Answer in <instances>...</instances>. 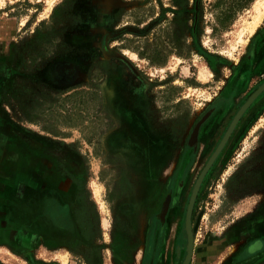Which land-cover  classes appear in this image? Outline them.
I'll return each instance as SVG.
<instances>
[{"label": "rangeland", "instance_id": "374dc122", "mask_svg": "<svg viewBox=\"0 0 264 264\" xmlns=\"http://www.w3.org/2000/svg\"><path fill=\"white\" fill-rule=\"evenodd\" d=\"M216 1L56 0L49 9L50 0H0V17L22 22L0 72L3 117L11 130L48 139L54 163L43 174L68 178L76 194L69 241L9 227L0 230V264H181L194 182L264 81V17L253 32L247 29L261 0L224 1L223 9H231L225 28L216 19ZM210 109L190 147L193 128ZM125 123L132 131L126 145L139 150L145 135L167 152L152 172L143 168L142 153L139 161L105 146V137ZM263 133L264 90L200 185L192 210L197 249L246 213L245 202L259 187ZM10 154L0 153V182L12 183L17 199L29 176L24 167L5 164ZM168 188L171 211L159 213ZM127 201L134 202L128 209ZM0 224L7 225L2 218ZM199 256L189 264H210Z\"/></svg>", "mask_w": 264, "mask_h": 264}, {"label": "crops", "instance_id": "0c3cea01", "mask_svg": "<svg viewBox=\"0 0 264 264\" xmlns=\"http://www.w3.org/2000/svg\"><path fill=\"white\" fill-rule=\"evenodd\" d=\"M0 10H3V7H0ZM2 14L5 15L4 12ZM21 26V22H18L14 17H0V55L2 54L5 57L6 52H8L6 60L0 58V72H4L5 65L14 51L13 38ZM2 101L0 99V106ZM3 115L4 113L0 109V153L2 151L11 153L7 158L8 160H5V164L14 165V167L20 165V167L25 168L29 176V184H26L29 188L25 189L26 185L23 186L19 197L16 199L14 190L11 186H8V182H0V218L4 219L7 224L6 226L0 224V230L6 231L9 227L32 228L49 240L55 234L56 237H65V230L51 225L50 215L44 213L45 208H42V205L49 202L52 204V209L54 207L58 209L66 205L69 209L68 216L71 219L75 218L76 213H72L71 211L74 210L70 207L75 202L76 194L72 189L70 180L53 174H43L50 164L54 163L52 154L48 153V139L38 134L37 131H29L27 134L20 127L17 131L11 130L7 125V119ZM129 128V124H121L119 129L110 132L105 137L104 143L109 152L119 153L118 151H121L131 159L135 158L134 153H132L134 145L132 143L129 146L125 144L126 141H129V135L132 134ZM119 136L121 139H119ZM52 144L50 143V146H53ZM142 151L145 152L143 148ZM136 158L139 160L138 157ZM258 168L259 187L257 193L252 196L254 197L252 201L247 200L245 202V206L248 205L244 209L246 212L243 213L244 218L227 229L224 239L208 241L199 249L194 246L192 258L195 255H200V261L203 262L204 260L210 264H213L216 259H220L218 264L264 263V250L259 251L258 248L251 251V254L243 261L235 260L236 255L251 238L264 240V158L258 163ZM1 178L2 180L6 179L4 176ZM16 200H19V202ZM258 201L259 205L257 206ZM226 246H228V249Z\"/></svg>", "mask_w": 264, "mask_h": 264}, {"label": "flooded vegetation", "instance_id": "af4514ba", "mask_svg": "<svg viewBox=\"0 0 264 264\" xmlns=\"http://www.w3.org/2000/svg\"><path fill=\"white\" fill-rule=\"evenodd\" d=\"M22 23V22H21ZM261 64H264V57H263V59H262V61H261ZM69 77H72V76H69ZM264 82V81H263ZM262 80H261V82H260V84L259 85H257L256 86V88H255V90L257 89V87L258 86H260L262 83ZM207 113H209V115H211V113H213V109H210ZM206 113V114H207ZM205 114V115H206ZM204 115V116H205ZM209 115H208V117H209ZM203 116V117H204ZM202 117V118H203ZM207 117V118H208ZM206 118V119H207ZM201 121V120H200ZM205 121V120H204ZM239 122V121H238ZM197 125V124H196ZM195 125V126H196ZM201 125H203L202 123H201ZM201 125H200V127H199V130H198V135H197V142H198V137H199V132H200V129H201ZM236 127V126H235ZM195 128V127H194ZM193 128V129H194ZM234 131V130H233ZM192 133V132H191ZM233 133V132H232ZM264 134V133H263ZM232 135V134H231ZM191 136V135H190ZM139 137V136H138ZM229 139H230V137H229ZM139 141H141L142 143H143V145H140V148H139V150L137 149V148H134L133 149V152L132 153H134V157L136 158V155H138V153L140 152H143L142 151V148L144 149V151H145V149L147 150V152L145 151V152H143L142 153V155H143V159H142V162H141V164H142V166H143V168H145L146 170H147V172H152V168L158 163V161H161V160H164V158L166 157V155H167V152L165 151L164 152V150H162L160 147H156V146H154V145H150V141H149V139L145 136V135H141L140 137H139ZM229 141V140H228ZM228 141H227V143H228ZM197 142H196V144H197ZM220 142V141H219ZM226 143V144H227ZM188 145H189V139H188V143H187ZM225 144V145H226ZM190 146V145H189ZM190 147H192V146H190ZM217 147V146H216ZM225 147V146H224ZM223 147V148H224ZM260 147H262V146H260ZM223 150V149H222ZM222 152V151H221ZM220 152V153H221ZM139 153V154H140ZM152 156H154V162H153V164L151 165V163H150V159L152 158ZM219 156V155H218ZM217 156V157H218ZM217 159V158H216ZM216 159H215V161H216ZM214 161V162H215ZM214 162H213V164H214ZM212 164V165H213ZM212 165H211V167H212ZM150 167H152V168H150ZM171 167V166H170ZM210 167V168H211ZM258 181H259V172H258ZM12 185V183L10 184V186ZM9 186V187H10ZM12 187V186H11ZM92 190V189H91ZM211 190H213V189H211ZM92 196H93V192H92ZM212 197V196H211ZM93 199H94V197H93ZM171 199H172V189H170V188H168V191H167V195H166V199L164 200V203H163V205H162V209L160 210V212L159 213H170V211H171V204H172V201H171ZM95 200V199H94ZM145 202V200L143 199V196L141 197V199H137L136 200V204H137V211L139 212V210L140 209H142L141 207L143 206V203ZM127 203L129 204V205H127ZM141 205H140V204ZM132 204H134V202H132V201H127L126 202V207H127V209L129 208V207H131V205ZM98 205V204H97ZM259 205V201L257 202V206ZM52 204L51 203H49V205L47 206V207H45V209H44V213H48L49 215H50V217H49V221H50V223H51V225L52 226H55V227H60V228H62L63 230H65L66 232V234H65V237L67 238V240L66 241H69V237H70V235H71V233H72V222H73V220L68 216V206H63V207H61V208H56V207H54V209H52ZM139 207H140V209H139ZM131 213H133V208L131 209ZM193 213V212H192ZM230 213H229V217H230ZM244 216L245 215H243V217H241V219L240 220H238V221H241L242 220V218H244ZM155 218H157V217H155ZM164 220H165V217L163 218V222H164ZM192 220V219H191ZM234 220H231V222L229 221V222H227V229H229L230 227H231V225L232 224H234V223H236V222H234V223H232ZM237 221V222H238ZM230 223H232V224H230ZM102 226H103V219H102ZM104 228V227H103ZM227 229L225 230V232L227 231ZM28 230H34V229H32V228H28ZM25 232H27L26 230H20V233H25ZM223 233V236L221 237V238H217V239H213V240H222V239H224L225 237H226V233ZM193 234V233H192ZM119 244V243H118ZM119 246H120V244H119ZM194 246H195V244H194V242H193V248H194ZM227 247V249H228V246H226ZM114 248L116 249V250H119V247H117V245H115L114 246ZM259 249V251H262V250H264V240H262V239H260V238H256V239H253V238H251V240L246 244V245H244V247H243V249L236 255V257H235V260H237V261H243L247 256H249V254H251V251H253L254 249ZM226 250V249H225ZM185 255H186V253H185ZM185 255H184V257H185ZM183 260H184V258H183ZM183 260H182V262H183ZM191 260H192V258H191ZM182 262H181V264H182ZM264 264V263H263Z\"/></svg>", "mask_w": 264, "mask_h": 264}, {"label": "water", "instance_id": "95a60500", "mask_svg": "<svg viewBox=\"0 0 264 264\" xmlns=\"http://www.w3.org/2000/svg\"><path fill=\"white\" fill-rule=\"evenodd\" d=\"M264 90V82L257 87V89L247 98V100L241 105V107L238 109L236 112L235 116L233 117L231 123L229 124L226 132L224 133L222 139L218 143L217 147L207 160L206 164L200 171L197 179L194 182V185L191 190V194L188 200V204L186 207V213H185V221H184V228L186 232V255L184 257V260L182 264H189L192 258V253H193V234H192V210H193V205L195 203L200 185L209 171L211 165L217 158V156L220 154L222 151L223 147L229 140V137L231 136L233 130L235 129V126L237 125L239 119L241 116L244 114V112L249 108V106L253 103V101L260 95V93ZM209 113H207L200 122L197 123L195 128L193 129L191 136L189 138V145L192 147H195L196 142H197V135H198V130L201 125V123L208 117ZM192 139L194 140L193 142Z\"/></svg>", "mask_w": 264, "mask_h": 264}, {"label": "bare ground", "instance_id": "6f19581e", "mask_svg": "<svg viewBox=\"0 0 264 264\" xmlns=\"http://www.w3.org/2000/svg\"><path fill=\"white\" fill-rule=\"evenodd\" d=\"M56 0H50L49 2V9H51L53 7V4ZM255 10V17L253 19L252 23H248V27L247 29L249 30V32H253L256 28V26L260 23V21L262 20V18L264 17V0H261L258 4H256V6L254 7ZM242 33V32H241ZM240 33L239 35V42L238 43H242V38L240 37L242 34ZM235 49V48H234ZM132 57V56H131ZM133 58L136 59V55H133ZM200 77L203 81L207 80V75L205 74V72L200 71ZM194 140L192 139L191 142H193ZM97 197H100L99 192H96Z\"/></svg>", "mask_w": 264, "mask_h": 264}, {"label": "trees", "instance_id": "16d2710c", "mask_svg": "<svg viewBox=\"0 0 264 264\" xmlns=\"http://www.w3.org/2000/svg\"><path fill=\"white\" fill-rule=\"evenodd\" d=\"M224 1L226 0H217L215 3V10L217 11V22L219 24V26H221L222 28H225V22L231 17V9H223V5H224ZM234 1H238L241 3V0H234ZM233 1V2H234ZM244 6H247L249 4L247 3H251L254 0H244ZM177 0H173V3L176 4ZM234 4V3H233ZM243 5L241 6V8H238V10L245 8ZM239 7V6H238ZM235 9V7H234Z\"/></svg>", "mask_w": 264, "mask_h": 264}]
</instances>
